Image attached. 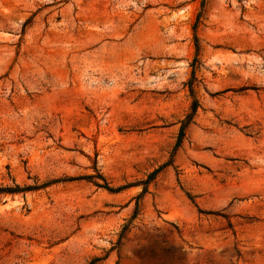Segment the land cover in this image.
I'll return each instance as SVG.
<instances>
[{"label": "rangeland", "instance_id": "1", "mask_svg": "<svg viewBox=\"0 0 264 264\" xmlns=\"http://www.w3.org/2000/svg\"><path fill=\"white\" fill-rule=\"evenodd\" d=\"M44 182L0 264H264V0H0V187Z\"/></svg>", "mask_w": 264, "mask_h": 264}, {"label": "trees", "instance_id": "2", "mask_svg": "<svg viewBox=\"0 0 264 264\" xmlns=\"http://www.w3.org/2000/svg\"><path fill=\"white\" fill-rule=\"evenodd\" d=\"M199 22V19L196 21L195 26H197ZM198 107V101L195 100L194 104L192 106V114H194L197 110ZM189 119H191V115L189 116ZM184 128H185V124L183 125V127L181 128V134L184 133ZM180 143V141L178 142V144ZM165 165H161L160 167L156 168L155 170H153L147 177V179L144 181L145 184V188H144V192L147 190V186L148 184L154 180L157 176V174L163 169ZM49 184V182H44L41 184H34V185H27V186H20L18 184H16L15 186H4V187H0V194H7V193H18V192H25L27 190H34V189H39V188H43L45 186H47ZM105 186L110 189H120V188H111L110 186L107 185V182L105 184ZM137 212L135 213L134 216H136ZM128 225L125 226V229L127 228ZM124 229V230H125Z\"/></svg>", "mask_w": 264, "mask_h": 264}]
</instances>
